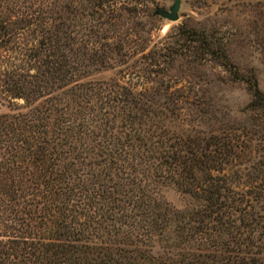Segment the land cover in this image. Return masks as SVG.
I'll return each instance as SVG.
<instances>
[{
    "label": "trees",
    "instance_id": "trees-1",
    "mask_svg": "<svg viewBox=\"0 0 264 264\" xmlns=\"http://www.w3.org/2000/svg\"><path fill=\"white\" fill-rule=\"evenodd\" d=\"M101 2L87 0L80 23L56 11L28 48L33 73H5L16 97L40 102L0 115V264H169L143 249L169 230L194 250L185 264H264L262 213L223 173L228 143L183 137L144 93L86 79L117 53L108 36L93 38L116 12ZM1 14L3 35L24 29ZM207 51L246 84L250 111L264 110L255 74ZM163 179L183 208L161 197Z\"/></svg>",
    "mask_w": 264,
    "mask_h": 264
},
{
    "label": "rangeland",
    "instance_id": "rangeland-1",
    "mask_svg": "<svg viewBox=\"0 0 264 264\" xmlns=\"http://www.w3.org/2000/svg\"><path fill=\"white\" fill-rule=\"evenodd\" d=\"M75 2L0 0L1 15L8 14L15 21L7 25L24 28L16 35L0 33V115L27 112L40 102L27 103L16 97L5 83V73L29 68L33 73L28 48L46 27L54 25L58 10L76 16V20L78 16L80 23V13L88 3ZM102 2L106 8L115 7L116 12L109 19L111 24L97 28L98 36L93 38L108 36L117 53H113L110 66L86 79L114 78L133 92L144 93L149 104L163 112L165 126L183 137L216 136L212 140L228 143L233 156L223 173L234 190L250 198L264 219V110L250 111L246 84L233 78L207 51H224L241 76L251 70L264 92V0H179L176 20L154 13L158 8L168 10L174 0ZM164 181L159 185L161 197L183 208L187 197ZM143 249L174 260L169 264L195 260L194 250L186 243L180 245L172 230Z\"/></svg>",
    "mask_w": 264,
    "mask_h": 264
},
{
    "label": "water",
    "instance_id": "water-1",
    "mask_svg": "<svg viewBox=\"0 0 264 264\" xmlns=\"http://www.w3.org/2000/svg\"><path fill=\"white\" fill-rule=\"evenodd\" d=\"M178 8H179V0H174L173 4L169 7L168 10H165L164 8H158L154 11V13L166 17L169 20H176L178 17L177 16Z\"/></svg>",
    "mask_w": 264,
    "mask_h": 264
}]
</instances>
